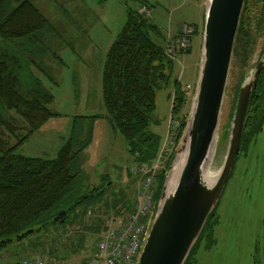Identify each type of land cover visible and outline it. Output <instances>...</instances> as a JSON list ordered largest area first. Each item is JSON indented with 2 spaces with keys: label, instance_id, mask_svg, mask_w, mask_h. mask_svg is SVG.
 <instances>
[{
  "label": "rangeland",
  "instance_id": "374dc122",
  "mask_svg": "<svg viewBox=\"0 0 264 264\" xmlns=\"http://www.w3.org/2000/svg\"><path fill=\"white\" fill-rule=\"evenodd\" d=\"M32 1L48 19V27L32 40L0 39V53L7 51L21 58L19 74L29 85L25 84V88L28 90L29 83L38 78L54 95L49 108L58 115L34 132L17 152L31 157H56L73 131L82 142L76 150L85 147L77 161L81 175L62 208L68 212L66 220L50 223L28 240L14 239L0 247V264H18L27 256L87 262L101 235L133 209L141 181L140 174L132 171L133 165L140 163L134 162L126 139L113 128L104 104L102 77L107 53L121 33L129 9H140L146 4L151 21L160 27L167 42L155 33L152 38L168 46L174 43L178 26H202L207 0ZM15 7L11 2L8 11ZM256 38L245 68L234 57L232 60L218 148L211 165L218 171L227 154L240 86L264 54V31ZM201 42L202 35L195 33L192 52L174 54L178 58L174 75L188 96L180 114L187 123L194 103ZM170 86L157 91L154 114V121L159 124L154 129L164 138V152L175 148L177 117L171 111L174 90ZM12 114L15 113L9 116ZM212 221L211 239L200 241L189 264H264V125L239 151Z\"/></svg>",
  "mask_w": 264,
  "mask_h": 264
},
{
  "label": "trees",
  "instance_id": "16d2710c",
  "mask_svg": "<svg viewBox=\"0 0 264 264\" xmlns=\"http://www.w3.org/2000/svg\"><path fill=\"white\" fill-rule=\"evenodd\" d=\"M11 2L16 7L8 11ZM143 8L149 10L146 4L140 9L128 10L126 23L106 56L102 90L111 124L126 139L134 162L150 165L158 160L164 139L154 129L159 125L154 121L157 91L170 85L174 90L171 111L179 126L175 130V148L165 154L158 170L154 186L157 206L176 145L186 128V117L180 114L188 96L178 76L174 75L175 56L168 52L167 46L152 38L155 33L166 41L165 34L151 21V15L142 12ZM48 25V19L32 0H0V39L32 40ZM193 26L197 33V25ZM263 29L264 0H245L234 48V58L243 63L244 68L253 53L256 37ZM191 40L193 42V36ZM192 46L181 54L191 53ZM21 67L20 57L7 51L0 53V247L14 239L28 240L50 223L66 220L68 212L62 208L69 202L81 175L77 161L85 147L76 150L82 142L73 131L56 157H31L17 152L34 132L58 115L49 108L54 95L38 78L29 83L28 90L25 88V84L29 85L19 74ZM257 83L240 150L264 125V67ZM12 112L15 114L9 116ZM215 211L185 264H189L202 239H211L214 224L210 221Z\"/></svg>",
  "mask_w": 264,
  "mask_h": 264
},
{
  "label": "water",
  "instance_id": "95a60500",
  "mask_svg": "<svg viewBox=\"0 0 264 264\" xmlns=\"http://www.w3.org/2000/svg\"><path fill=\"white\" fill-rule=\"evenodd\" d=\"M245 0H207L194 103L175 149L161 197L137 264H185L208 218L216 210L240 151L252 94L264 67V54L240 86L227 154L217 180L205 175L216 155L236 37ZM184 159L177 183L168 193L176 164Z\"/></svg>",
  "mask_w": 264,
  "mask_h": 264
},
{
  "label": "built area",
  "instance_id": "2783aa9c",
  "mask_svg": "<svg viewBox=\"0 0 264 264\" xmlns=\"http://www.w3.org/2000/svg\"><path fill=\"white\" fill-rule=\"evenodd\" d=\"M151 15L146 9H142ZM195 27L184 24L180 27L179 35L174 43L167 46L172 55L181 54L192 46V36ZM191 88V85H187ZM176 126L179 123L176 122ZM161 150L158 160L152 165L148 163L134 164L132 171L139 173L141 181L138 185V197L135 206L125 214L119 223L110 226L98 240L92 257L87 261L62 262L48 260L37 256L24 257L18 264H137L144 242L148 235L156 209L154 200V186L157 180L158 170L166 153Z\"/></svg>",
  "mask_w": 264,
  "mask_h": 264
},
{
  "label": "bare ground",
  "instance_id": "6f19581e",
  "mask_svg": "<svg viewBox=\"0 0 264 264\" xmlns=\"http://www.w3.org/2000/svg\"><path fill=\"white\" fill-rule=\"evenodd\" d=\"M183 163H184V159L183 160H180L177 164H176V167H175V172L169 182V188H168V193H170L172 190H174V187L177 183V180H178V177H179V174H180V171L182 169V166H183ZM219 174V171L218 170H215L213 169L212 167L208 169V172L207 174L205 175V178H206V181L208 183H214L216 180H217V175Z\"/></svg>",
  "mask_w": 264,
  "mask_h": 264
},
{
  "label": "crops",
  "instance_id": "0c3cea01",
  "mask_svg": "<svg viewBox=\"0 0 264 264\" xmlns=\"http://www.w3.org/2000/svg\"><path fill=\"white\" fill-rule=\"evenodd\" d=\"M193 24V23H192ZM193 25H197V27H198V34L200 33L201 35H202V41H203V28H204V22H203V24H202V26H199L198 24H193ZM181 26V25H180ZM180 26H178V30L177 31H175L174 33H179V30H180ZM201 48H202V42H201ZM178 59V58H177ZM177 59H176V61H177ZM199 71V70H198ZM174 94V93H173Z\"/></svg>",
  "mask_w": 264,
  "mask_h": 264
},
{
  "label": "flooded vegetation",
  "instance_id": "af4514ba",
  "mask_svg": "<svg viewBox=\"0 0 264 264\" xmlns=\"http://www.w3.org/2000/svg\"><path fill=\"white\" fill-rule=\"evenodd\" d=\"M258 84V83H257Z\"/></svg>",
  "mask_w": 264,
  "mask_h": 264
}]
</instances>
